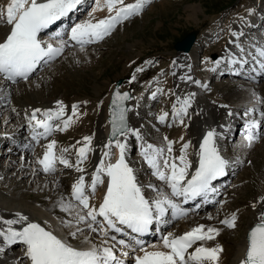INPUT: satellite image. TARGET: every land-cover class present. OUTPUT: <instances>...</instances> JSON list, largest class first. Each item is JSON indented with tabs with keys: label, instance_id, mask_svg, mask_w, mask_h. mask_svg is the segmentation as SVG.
Masks as SVG:
<instances>
[{
	"label": "snow or ice",
	"instance_id": "6c2138e0",
	"mask_svg": "<svg viewBox=\"0 0 264 264\" xmlns=\"http://www.w3.org/2000/svg\"><path fill=\"white\" fill-rule=\"evenodd\" d=\"M150 2L97 0L93 11L106 8L108 15L105 18L75 24L67 32V39L56 32L52 40L44 41L41 35L75 11L81 0H7L0 6V25L8 29L0 40V79L12 84L28 81L42 64L61 57L69 46L78 45L83 52L86 45L104 40L124 21L140 15ZM240 35L242 33L231 32L235 39L230 43L236 51H229L227 63L240 68L251 64L253 73L264 76V45L251 43L245 47L238 42ZM214 63L218 66L221 61ZM142 71L143 67L135 69L136 73ZM181 79L197 85L201 83L192 80L191 76ZM135 80L133 74L129 83ZM162 92L163 89L158 87L152 92V98ZM170 94L175 97L171 113L162 112L157 120L166 123L171 115L174 122L184 125L195 93L181 96L172 91ZM253 95L256 105L264 104V98ZM132 99L127 91L121 92L118 87L113 90L108 107L110 132L90 173V182L86 181L83 165L94 151L92 136L77 141L79 147L72 146L76 156L74 163L65 156L70 148L57 150L56 140L42 145V156L36 160L40 171L55 174L59 164L79 174L67 195L57 201V206L68 219H59L57 228L53 229L47 221L42 225L21 212L14 213L13 218L0 215V254L21 245L22 256L16 258L17 264H25V261L27 264H218L222 247L219 244L208 247L204 243L215 239L219 234L217 228L198 225L182 235L168 233L161 237L159 245H151L152 250L137 237L149 233L154 224L166 223L165 217L169 213L173 218L186 215L182 204L197 198L206 200L209 194L217 191L214 182L224 177L230 166L217 143L220 134L209 129L198 149L192 151H189L193 148L192 142H185L181 136L179 155H176L174 145L177 141L164 136L160 145L153 144L144 139L139 128L130 124L129 113L133 108L126 102ZM66 109L62 101H56L54 108H35L28 113L26 119L31 140L39 143L53 132L66 131L80 115L78 104L71 106L70 115ZM256 111L254 105L243 113L244 117H249L244 125L248 147L258 138L253 130L260 126V122L251 118ZM234 115L237 114L228 112V116ZM260 116L264 118V110L260 111ZM130 137L141 141L139 154L151 176L159 181V186L144 185L139 181L137 170L128 159ZM24 147L30 148L31 145L25 144ZM101 186L104 191L97 198ZM256 203L264 205V197ZM235 220L232 215L220 223L231 229L235 227ZM63 229L67 232L59 234ZM81 236L83 240H80ZM97 237L99 241L94 242ZM193 247L194 250L190 251ZM239 264H264V211L259 212L257 223L247 234L245 255Z\"/></svg>",
	"mask_w": 264,
	"mask_h": 264
},
{
	"label": "rangeland",
	"instance_id": "374dc122",
	"mask_svg": "<svg viewBox=\"0 0 264 264\" xmlns=\"http://www.w3.org/2000/svg\"><path fill=\"white\" fill-rule=\"evenodd\" d=\"M5 2L6 0H0V6H3ZM153 2L155 3H152L142 15L134 16L123 22L104 40L90 44L88 48H85L88 52L83 53V55H77L71 48H66L61 57L54 60L40 72L30 76L28 82L9 85V87L14 86V89H12L18 91L14 99L13 110L19 116L16 115L10 122L5 123L3 121L4 113H1L0 133L3 132L6 136V134H13L17 130L18 122L22 121L20 113L26 114L29 112L25 110L28 108L25 100V97L29 96L28 94L39 96V98L47 101L60 100L69 104L76 102L79 105L80 115L77 119L79 122L76 125L73 123L66 131L53 132L46 139L58 140L57 150L66 147L70 148V151L65 153V156L70 159V162L74 163L75 157L73 158V154L75 153L72 146H75L76 140H79L78 138L85 129L93 124L92 122H94L96 115L93 107L97 105V100L110 92L116 80L124 78L123 89L132 91L136 99L142 98V101L145 102L147 97L144 96V91L147 89L152 94L154 92L152 89H157L154 83L157 85L159 83L158 87L163 89L165 94L162 99L163 102L155 100L153 105L151 103L150 108H148V113H152L151 116H148L147 113L145 119L141 117L143 120H141L139 129L144 137L147 136V141L157 143L159 140L162 141L164 136H168L171 140L177 136L181 131V127L188 123V119L186 121L185 118L184 125H180L178 122L171 121L170 115L166 123L159 124L155 121L153 115L155 110L159 113L162 110L163 112H170L172 109L169 106L170 102L167 99L166 92L172 89L173 79L177 77L175 74L173 75L174 71L171 74V65L175 55L174 43L180 41L192 31L198 32L199 41L201 40L202 44L208 43L207 36L212 38L210 42L213 45L210 43L207 46H202L200 51H196V55L190 57L191 59L193 58L191 76L201 83L208 81L210 77L207 79V67L209 66L207 62L210 61V55L213 54L215 58L217 55L214 51L217 50V53L224 51L229 39L227 42L225 40L229 33L231 36V30L234 27L233 23L237 24L239 19L252 18L251 13H253L254 5L259 6L261 12L264 11V0H154ZM231 19L234 20L231 22ZM231 23L233 24L232 26ZM262 25H264V22ZM250 31V28L246 29L244 39L249 40L255 36ZM255 33L256 38L259 35L258 40L261 39V30L257 29ZM76 55L81 57V59L74 61L73 58H77ZM90 56L92 57L88 58ZM214 62H212V66ZM138 67H143L144 71L136 73L135 69ZM247 68L245 67L244 69L246 70ZM133 74L136 75V80L129 83ZM155 76H157V82H155ZM221 80V83H211L213 87L210 88V91L215 89L214 92L212 91L213 93L211 92L213 95L217 96L220 94L219 96L226 97V94H232V90L236 89L238 94L230 100L232 106L234 103H238L239 106L253 104L252 102L254 101L251 99V94L242 89L250 81L238 79L237 81L241 83H229L231 80L223 77ZM151 81L153 84L151 89H148L147 84ZM31 85H34V87L29 88ZM239 85H242V87ZM174 87H176L175 83ZM254 88L257 89L256 93H259V97L264 98V80L252 89ZM172 91H175V88ZM172 91H168V95L171 97L173 96L170 94ZM175 92L177 93V91ZM172 99H175V97L173 96ZM238 100L240 103L237 102ZM0 110L2 109L0 108ZM3 124H5V127L1 129ZM169 124L172 126H169ZM5 136L0 135V170L8 167L9 172L3 175L2 179L6 183L11 180L12 183H15L16 191H22L24 195H29L30 198L43 195L41 201L46 203L47 194H43L38 189L34 190L28 179H25L27 181L23 180L25 182L17 181V176H14V173H10L11 164H18L16 160L20 157V154L18 155L17 150L14 151L13 146L5 144V138H3ZM238 139L239 137L237 136L234 138L233 143L236 144L234 147L231 146L230 157L237 158L240 155L243 157V154H245L244 159L240 157L244 161L241 160L242 164L239 167L238 165L234 166L237 170L234 176L230 177L231 183L227 187L225 194L222 195L220 204L206 212V214L216 216H213L214 220L211 221V224L220 231L216 236V241L220 246H223L224 261L229 259L234 244L241 241L244 236L245 228L250 222L251 213H253L251 202L262 194L264 197V143L262 146L260 145L264 141V136H261L259 140L257 139V142L252 143L251 147L240 148V150L237 148L241 146ZM8 151L10 153H7ZM130 153L138 162L136 166L138 170L147 167L142 161L138 149ZM70 173L71 170H65L59 174L64 180L63 188L68 184ZM39 178L37 179L43 180L42 177ZM154 179L151 174L142 177V180L147 182L154 181ZM60 214L67 217L65 213L60 212ZM206 214L201 215L203 217L200 216L203 218L201 221L205 222L204 217H206ZM232 215L236 217L234 228L229 229L219 222L226 218H231ZM255 218L253 220L256 222L257 217ZM190 219L187 224L196 218L190 217ZM176 224L171 225L170 229L175 227ZM97 241H99V238Z\"/></svg>",
	"mask_w": 264,
	"mask_h": 264
},
{
	"label": "bare ground",
	"instance_id": "6f19581e",
	"mask_svg": "<svg viewBox=\"0 0 264 264\" xmlns=\"http://www.w3.org/2000/svg\"><path fill=\"white\" fill-rule=\"evenodd\" d=\"M84 1H85L84 4H86V5H88V3L90 2V5L88 7L92 6V8H90V10H88L84 15H81L83 18H80V19L78 18L79 15H77V13H76V11H78V10H75L73 12V13H75V20L76 19L77 20L62 35L63 39H67V35H66L67 32L70 31V28L72 26H74L75 24L82 23L85 20H91L92 22H95L96 20L105 18L108 15L106 8H103L102 10L95 11V12L93 11V9L96 8L97 0H84ZM6 2H7V0H6ZM6 2L3 5H5ZM133 2H134V0H125V3H133ZM82 6H83V4L79 5L77 8H82ZM257 11H259L258 7H257V5H254L253 12H254L255 18L257 17L256 16ZM90 13H91V16L89 15ZM232 20H234V19H231L230 21L232 22ZM233 24H234V27H232L231 32L242 33L243 28L242 27L239 28L238 23L237 24L233 23ZM233 24L231 23V26ZM252 24L253 23L251 22V19H247L246 23L242 26L246 27V26L252 25ZM7 31H8V29L5 26L0 25V40H2L5 37V34ZM54 35L55 34H50L49 36H42L41 35V38L44 41H50L53 39ZM234 39L235 38L232 36L229 37V41L226 43L227 46L225 45L226 50L231 47L232 43H230V41H232ZM199 42L200 41H199V35H198L197 41L195 42L194 46L192 47L191 51L188 54L183 55V54H180L177 52H175V55L173 54L174 60H175V63L173 64V68L176 70V71H174L173 75L175 74V76H177V77H174V83L176 86V87H174L175 91H177V93L181 96H183L186 93H195V98L192 102V107L189 109L191 111L192 115H191V117L188 118V123L186 122L187 123L186 126L185 125L182 126L180 129L181 131L177 134V136L172 138L173 141H177V143L174 145L175 149L177 150L175 153L176 155H179V152H178V149L180 147V139L179 138L181 136L184 137L185 142H187V141L192 142L193 148H190V150H189V151H192L193 149H198L199 142L202 140L203 135L209 129H215L217 131V133L220 134L218 137V140H217L218 146H220V141H222V144H224L225 143L224 139L226 140V138H225L226 136L224 137V135L220 131V127H219L220 126V116L224 115L225 118L228 120L234 119V116H231V117L228 116V112L231 111L233 113H236L237 109L239 108L238 103H236L232 106V104L230 102V100L233 99L232 97L238 94V91L236 89L232 90L233 91L232 94H226V97L225 96H219L220 94L216 96V95L212 94L215 91V89L212 90L213 91L212 92V91H210V87L202 88V86H199V85L191 83V82H185L184 80L181 79V77L189 76V75L182 76V69H183V67H186L187 65H189V63L193 59V58L191 59L190 57L196 55V50L199 46ZM258 44L264 45L260 41L258 42ZM247 46L249 47L250 44H247ZM69 47H71V50H73L74 53L77 55H83V53L88 52V50H84L83 52L80 51V48L78 45H72ZM235 51H236V49L233 52H235ZM214 52H216V55H217L216 57L218 60L221 61V63L218 66L215 63H213L212 69L213 68L218 69L221 66H223V61H224L223 56H222L223 51L217 53V50H216ZM89 54H91V53H89ZM91 57L92 56H90L88 58H91ZM210 57H214L213 54H211ZM80 59H81V57H79V56H77V58L76 57L73 58L74 61H78ZM44 67H45V64H42L35 73H38L39 70H42ZM232 72L234 73L235 77H239V73L237 71H232ZM224 75H229V72L224 73ZM262 77H263L262 75H257L255 73L253 75L254 81H256L257 78H262ZM8 84L9 83H6L2 79H0V108L2 109V110H0V114L4 113L3 114V121L5 123L10 122V120L12 118H15L17 115L13 109H14V104H15L14 99H15V96H17L18 91L13 90L14 86L9 87ZM158 85H159V83H158ZM239 86L242 87V85H239ZM33 87H34V85L29 86V88H33ZM18 88H20V87H18ZM154 88H156V87H154ZM174 88L171 89L170 91L174 90ZM247 88H249V89H247ZM250 88H251L250 86H248V87L246 86L245 88L242 87V89L244 91L246 90L249 92V94H251L252 99L255 101V97H254L253 93H255V95L258 97H259V95H258L259 93L258 94L256 93L257 89H255V88L252 89L253 87L251 89ZM121 89H123V84H121ZM167 94H168V92H167ZM28 95L29 96L25 97L26 104L28 106V108L25 110H28L29 111L28 113H30L35 108H40L42 110L54 108L55 102L60 101V100L47 101V100H43L42 98H39V96L37 97L35 95H30V94H28ZM131 95H132L133 99L127 102V105L129 107L133 108V111L129 113V122L132 126H134L136 128H140L139 125H140L141 120L143 118V115L140 112V108H138L140 99L139 98L136 99V97L132 94V91H131ZM2 96H4V97H2ZM1 98H3V99L1 100ZM108 100H109V93L106 96L100 97L97 100V105L95 107H93L94 112H96L95 120H94V122H92L93 124L90 127L85 129V131L82 133V135H80V137L78 138L79 140H76V142L81 141L84 136H92L93 137L92 146H93L94 151L89 154L88 160L85 161V163L83 165L86 168L85 177H86V181H88V182H90V173L94 170L95 164L98 162L100 155L103 151V145L107 142V134H108L107 104H108ZM101 101L103 102L102 105L100 104ZM173 101H175V99H173ZM237 102H239V100ZM63 103L67 106V109H66L67 114L70 115L71 114V106L73 104H76V102L70 103V104L66 103V102H63ZM241 104H242V101H241ZM98 105H100V106L98 107ZM249 105H251V104H248L246 109L253 107V106H249ZM254 105H255L257 111L253 114H256L255 119L261 123L262 121H264V118H262L260 116V111L264 110V108H262L261 106L256 105V104H254ZM136 107H137V109H136ZM21 109H22V107H21ZM28 113H26V114L20 113V117H21L22 121L18 122V124L16 126L17 130L16 131L14 130L15 132L13 134L8 133L5 136L4 135L5 133L1 132L0 135L5 136V137H3V138H5V141H4V142H6L5 144L13 146L14 151L17 150L16 152H18V155L20 154V157L16 160L18 162V164H14V163L11 164L12 167H11L10 173H12V174L14 173V176H17V178H16L17 181L25 182V181H27L25 179H28L30 181L29 183L32 184V187L34 188V190L38 189L43 194L48 195L47 202L42 203L43 201H41V199H42L43 195H39L37 197L30 198L29 195H24L22 191L21 192L18 190L16 191L15 190V183H12L11 180H9L8 183H6L5 180L2 179V176L6 175L9 172V168L4 167V168H1V170H0V215L4 216L6 218H13L14 213L21 212V213L29 216L30 220L39 222L42 225L44 224L45 221H47L48 224L53 229H56L59 219H68V217H64L60 214V212L61 213H63V212L57 206V201L61 198L62 195H64V196L67 195V193L70 191L71 184L74 182V180L77 178V176L79 174L77 172H75L74 169L64 168L62 165H59V164L57 165V172L55 174H51V176H50V174H45L39 170V165L36 163V160H37V157L42 156V153L44 150L42 145L46 144L49 140H56V139H49V140L43 139L39 143L32 141L31 137H30V130L27 126L26 115ZM240 113L241 112H239V114ZM139 114H140V116H139ZM156 115L158 117V114L155 113V117H156ZM17 116H19V115H17ZM251 118H254V117H251ZM78 122L79 121H77V118H74L75 125ZM245 123L243 124V126L245 125ZM75 125H73V126H75ZM207 125H208V127L205 128ZM202 126L204 129L202 128ZM262 126H264V125L260 124L259 128L257 127L256 129L253 130L256 135H257V133L259 134V137H260V135L264 134L263 132L260 133V130H259L260 128H262ZM4 127H5V124H3V126L1 125V129H4ZM236 132H238L237 128H236ZM236 132H235V134H236ZM240 132H242V134H244V137H245V135H246L245 128L241 129ZM13 140H14V143H13ZM57 141L58 140H56V142ZM158 142L153 143V144L160 145L162 143V141H160L159 143ZM226 142H227V146H228V141L226 140ZM254 142H256V140ZM0 143H1V141H0ZM140 143H141V141H137L134 137L129 138V141H128V145H129V147H128V159L132 163V166L134 168H136L139 181L142 184L147 185V184H150V182L143 181L142 177L145 176L146 174L150 173L148 167L145 171L141 170V169L138 170V167H136L137 163H138V162H136L137 160H135L130 155V150L131 151L137 150L136 149L137 145H138V150H139ZM246 143H247V141H246ZM263 143H264V141L260 145L262 146ZM25 144H30L31 147L25 148L24 147ZM242 145L244 146V144H242ZM75 146L79 147V145H77V143H75ZM255 147H253V149H255ZM224 148L226 149L225 146H224ZM241 148L245 149L244 147H241ZM238 150H240V147L238 148ZM113 151H115V150H113ZM7 153H10V152L8 151ZM228 153H229V150L227 151V154L223 153V155L224 156L226 155L228 157ZM73 155H74L73 158L75 157V159H76L75 154H73ZM243 155L245 156V154H243ZM240 157H242V156L240 155ZM240 157L239 156L237 158L228 157V159L230 161V166L228 169H232V168H234V166L239 165V164L241 165V163H242L241 160H243V159H240ZM114 160H115V156H113V162H114ZM65 170H71V173H70L71 176H70V179L68 181V184H66L65 187L63 188V186H64L63 181L64 180L62 179V177L59 174ZM38 176L42 177L43 180L42 181L38 180L37 179V178H39ZM226 177H228V174ZM23 180H25V181H23ZM151 184H156L159 186V181L156 180L155 182H153ZM28 188H30V187H28ZM33 188H32V190H33ZM103 191H104L103 186L99 187L97 190V193H96V197L97 198L101 197ZM24 193H26V192H24ZM150 194L155 195V193H150ZM261 196H259L258 198H255L251 202V207H252L253 213H251V218L249 220L250 222L245 228V233H244L242 240L234 244V247L232 249L230 257L226 261H224V255L221 252L218 264H239V261L244 257V251H245V247L247 245V242L245 240V234H246L247 230L251 227V225H253L254 223L257 222V220L255 222V220H253V219L258 216L260 211H264V205H261L260 203H256L260 198L263 197V196L262 197ZM254 203L256 204L255 209L253 208ZM200 216H201L200 214L198 216L196 214L188 216L187 218H184L183 220L179 221L175 227L170 229L169 227L171 226L173 220H172L171 213H169L165 217L166 228L163 232V236L167 235L168 233H173L175 235H182L183 233L191 230L193 227H196L198 225H204L205 227H214V226H212L211 221L214 220L213 216H215V215L206 214V217H204L205 222L201 221L203 219L201 217H203V216H201V217ZM190 217L196 218V219H194V221H191L190 223L187 224V221L190 219ZM209 217H211V218H209ZM64 232H67V229H63L62 231L59 232V234H63ZM219 233H220V231H219ZM85 234L87 235L88 233H85ZM97 239H98V237L96 238V240L94 242H98ZM80 240H83V236L80 237ZM72 242L74 244L79 243L78 241H72ZM160 242H161V240H157L156 238H151L150 241L145 245V247H147L149 250H152L151 245H154V244L159 245ZM199 243L200 242H198V244ZM204 243H205V246H208V247H213V246L218 244V242L216 241V237H215V239L210 240V241H206ZM117 246H118L117 250L119 251L120 250L119 245H117ZM195 246H198V245H194V247ZM22 247L23 246L18 245V246L13 247L12 249L7 250L5 254H0V264H16L17 263L16 258L22 256ZM194 247H193V249H190V251L194 250ZM221 247L223 249V246H221Z\"/></svg>",
	"mask_w": 264,
	"mask_h": 264
},
{
	"label": "water",
	"instance_id": "95a60500",
	"mask_svg": "<svg viewBox=\"0 0 264 264\" xmlns=\"http://www.w3.org/2000/svg\"><path fill=\"white\" fill-rule=\"evenodd\" d=\"M196 34H197L196 31H192V32L188 33V34H187V35H186L181 41L176 42V43L174 44V49H175L177 52L188 53V52L190 51V49H191V47H192V45H193L195 39H196ZM122 82H123V79H118V80L115 82V84H114V86H113V89H112V91H111V93H110V98H109V102H108L107 110H108V107H109V104H110L111 95H112V93H113V90L116 89L117 87L120 88ZM124 91L129 92L128 90H124ZM124 91H122V92H124ZM129 93H130V92H129ZM126 103H127V102H126ZM108 120H109V113H108V117H107V121H108ZM109 132H110V126H109ZM109 132H108V136H109ZM256 223H257V222H256ZM254 224H255V223H254ZM254 224H253L252 226H254ZM252 226H251V227H252ZM251 227H250V228H251ZM250 228L247 230L246 235H245L246 242H247V234H248ZM246 246H247V245H246ZM245 250H246V248H245ZM244 255H245V251H244Z\"/></svg>",
	"mask_w": 264,
	"mask_h": 264
}]
</instances>
